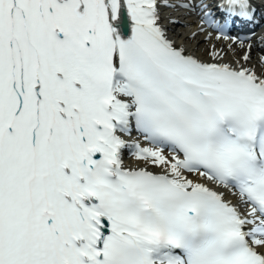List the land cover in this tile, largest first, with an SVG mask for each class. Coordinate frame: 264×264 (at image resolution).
<instances>
[{
	"label": "snow or ice",
	"instance_id": "snow-or-ice-1",
	"mask_svg": "<svg viewBox=\"0 0 264 264\" xmlns=\"http://www.w3.org/2000/svg\"><path fill=\"white\" fill-rule=\"evenodd\" d=\"M180 11L243 54L177 44ZM254 19L0 0V264H264V55L230 35Z\"/></svg>",
	"mask_w": 264,
	"mask_h": 264
},
{
	"label": "bare ground",
	"instance_id": "bare-ground-1",
	"mask_svg": "<svg viewBox=\"0 0 264 264\" xmlns=\"http://www.w3.org/2000/svg\"><path fill=\"white\" fill-rule=\"evenodd\" d=\"M177 33V32H175ZM193 33V32H192ZM179 34V33H178ZM181 36V37H180ZM180 36H177V44H183L188 48L189 52H192L198 56L204 57L205 50L211 45L215 44L218 48H228V42L227 40H212L209 39L206 41V34L201 33L198 36L195 37V39H191V33H185L183 32L180 34ZM236 49V56L237 58L243 54L242 50L239 48L238 44L232 45ZM233 57L231 54L229 55L228 59H232ZM252 59L253 63L255 62V54H253L252 51Z\"/></svg>",
	"mask_w": 264,
	"mask_h": 264
}]
</instances>
